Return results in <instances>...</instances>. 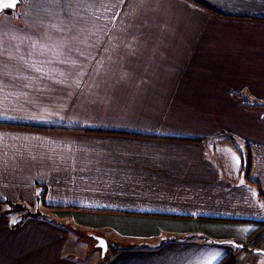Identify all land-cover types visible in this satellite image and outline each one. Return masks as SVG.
Here are the masks:
<instances>
[{"label": "crops", "instance_id": "obj_1", "mask_svg": "<svg viewBox=\"0 0 264 264\" xmlns=\"http://www.w3.org/2000/svg\"><path fill=\"white\" fill-rule=\"evenodd\" d=\"M203 1L2 18L0 264H264V0Z\"/></svg>", "mask_w": 264, "mask_h": 264}, {"label": "rangeland", "instance_id": "obj_2", "mask_svg": "<svg viewBox=\"0 0 264 264\" xmlns=\"http://www.w3.org/2000/svg\"><path fill=\"white\" fill-rule=\"evenodd\" d=\"M49 3L48 0H45L44 2H42V0H20V3L19 5L17 6L16 9L14 10H10V11H3L0 15V22H2L4 19H2L5 15H21V14H27V15H38V14H49V13H62V7H59V4H57V9H55L53 6V9L55 12H49L48 10L50 9L51 11V8H49L47 6V4ZM56 6V5H55ZM70 10V8H69ZM71 11V10H70ZM15 20V19H14ZM17 20V19H16ZM15 20V21H16ZM19 21V20H17ZM55 24L57 25H61L59 22H56ZM41 25V24H38V23H10V22H7L5 21L4 24H0V30L3 31L2 29H14V30H34V29H38L37 27ZM41 210V213H43L44 215H46L47 217H50L52 219H55L56 221H64L66 220V217L64 216H60L58 214H50L48 213L46 210H44L43 208L41 207H37V211H40ZM73 230H74V238H73V244L75 242H77L78 244L77 245H73V246H76V249L77 252H82L83 256L86 257V255L88 254L87 253V246H85L81 240H79L80 238L82 240H84L85 242V239L84 238H88L90 232H88L87 230H85L84 228H78V227H73ZM106 236L109 237V238H114V239H118V237L116 236L115 233H108V232H105ZM72 244V243H71ZM96 254L93 256V259L92 257H90L87 261H84L83 263L81 264H94L96 262Z\"/></svg>", "mask_w": 264, "mask_h": 264}, {"label": "water", "instance_id": "obj_3", "mask_svg": "<svg viewBox=\"0 0 264 264\" xmlns=\"http://www.w3.org/2000/svg\"><path fill=\"white\" fill-rule=\"evenodd\" d=\"M20 0H0V15L3 11L14 10L19 5ZM98 245L104 248V251H107L108 243L105 238L97 237Z\"/></svg>", "mask_w": 264, "mask_h": 264}, {"label": "trees", "instance_id": "obj_4", "mask_svg": "<svg viewBox=\"0 0 264 264\" xmlns=\"http://www.w3.org/2000/svg\"><path fill=\"white\" fill-rule=\"evenodd\" d=\"M192 1H194L196 4H198V5H200V6L204 7V8L210 9V10L215 11V12H218V13H221L220 11L215 10L210 5H208L207 3H205L203 0H192ZM6 11H10V10H6ZM249 161H250V159H249ZM249 167H250V164H249ZM248 170H250V168H248ZM249 172H247V174H246L247 178H251L249 176Z\"/></svg>", "mask_w": 264, "mask_h": 264}]
</instances>
